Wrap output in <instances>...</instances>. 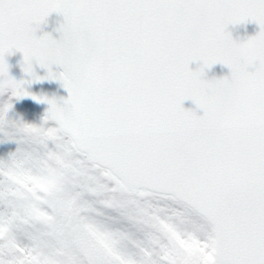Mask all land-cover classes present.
I'll use <instances>...</instances> for the list:
<instances>
[{
    "label": "snow or ice",
    "instance_id": "6c2138e0",
    "mask_svg": "<svg viewBox=\"0 0 264 264\" xmlns=\"http://www.w3.org/2000/svg\"><path fill=\"white\" fill-rule=\"evenodd\" d=\"M4 96L0 264H264V0H0ZM27 96L40 124L9 117Z\"/></svg>",
    "mask_w": 264,
    "mask_h": 264
},
{
    "label": "water",
    "instance_id": "95a60500",
    "mask_svg": "<svg viewBox=\"0 0 264 264\" xmlns=\"http://www.w3.org/2000/svg\"><path fill=\"white\" fill-rule=\"evenodd\" d=\"M63 22V16L57 13L51 14L45 24L41 26V30L37 33V35H41L44 32H48L53 34L56 38H59L60 33L57 32V28ZM229 30L232 32L233 38L236 40H245L248 37L254 35L258 30V25L254 22L248 23H240L236 25H230ZM8 64L10 65V74L17 80L20 79H31L30 76H26L25 73L22 71L21 64L23 62V55L22 53L16 52L13 55H9L6 57ZM193 68H196L197 65L193 64ZM53 69L57 72L62 71V69L58 68L57 66H53ZM35 71L40 76H45L47 74V69L41 68L39 65H35ZM229 73V69L222 65L216 64L210 70H208L207 75L208 78L213 77H221L227 75ZM28 90L31 93H34L38 96H47L49 98L55 97L57 99L61 97H67L68 93L67 90L62 86L59 80H49L45 79L42 81H38L29 85H26ZM23 102V104L30 109H33L37 114H45L49 105L47 103H41L31 96L24 97L19 99ZM185 108L196 109V105L191 100L185 101L184 104Z\"/></svg>",
    "mask_w": 264,
    "mask_h": 264
},
{
    "label": "rangeland",
    "instance_id": "374dc122",
    "mask_svg": "<svg viewBox=\"0 0 264 264\" xmlns=\"http://www.w3.org/2000/svg\"><path fill=\"white\" fill-rule=\"evenodd\" d=\"M6 97H0V102L3 100H6ZM10 119L13 120H20L23 119L25 122L28 123H34V124H40L42 122V118L39 117H33L29 114H22V111L20 107L17 106V104H14L13 110L9 113ZM17 144L15 142H0V158H3L6 156L9 152L14 151L17 148ZM68 172L66 171L62 177L52 178V183L55 184L56 182L62 181L67 179ZM50 204V200L48 198V195L46 192L40 191L36 194L35 199L33 201V207L37 210H42L46 205Z\"/></svg>",
    "mask_w": 264,
    "mask_h": 264
}]
</instances>
